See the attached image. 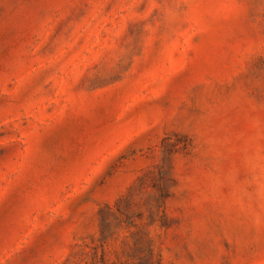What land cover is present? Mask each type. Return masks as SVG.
I'll use <instances>...</instances> for the list:
<instances>
[{
    "label": "rangeland",
    "instance_id": "obj_1",
    "mask_svg": "<svg viewBox=\"0 0 264 264\" xmlns=\"http://www.w3.org/2000/svg\"><path fill=\"white\" fill-rule=\"evenodd\" d=\"M0 264H264V0H0Z\"/></svg>",
    "mask_w": 264,
    "mask_h": 264
}]
</instances>
